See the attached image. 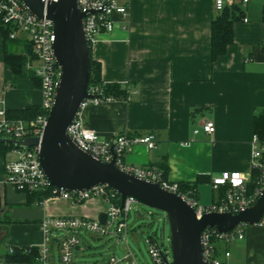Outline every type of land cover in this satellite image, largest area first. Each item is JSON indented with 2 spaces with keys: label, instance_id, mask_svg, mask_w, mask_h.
<instances>
[{
  "label": "crops",
  "instance_id": "crops-1",
  "mask_svg": "<svg viewBox=\"0 0 264 264\" xmlns=\"http://www.w3.org/2000/svg\"><path fill=\"white\" fill-rule=\"evenodd\" d=\"M118 2L128 4L129 16L115 15L113 31L98 35L92 56L103 83L123 85L127 96L88 106L86 127L103 140L122 131L153 133L156 147L134 146L123 166L154 168L172 182H195L200 206L220 201L224 190L211 188L212 175L252 170L253 117L264 109V0H236L242 13L234 22L233 42L214 61L211 26L220 12L213 0ZM14 50L26 54L22 45ZM4 51L0 30V102L13 116L14 110L39 105L42 94L4 62ZM208 120L215 124L212 133L203 130ZM13 158L12 149L0 153V242L40 244L45 216L102 220L107 204L100 197L79 204L60 197L28 203L26 193L5 183V163ZM225 247L233 264H264V225H246L243 237ZM83 250L80 246L76 256Z\"/></svg>",
  "mask_w": 264,
  "mask_h": 264
},
{
  "label": "built area",
  "instance_id": "built-area-1",
  "mask_svg": "<svg viewBox=\"0 0 264 264\" xmlns=\"http://www.w3.org/2000/svg\"><path fill=\"white\" fill-rule=\"evenodd\" d=\"M45 5L51 1L41 0ZM248 0H242L246 3ZM216 11L221 12L226 6L233 5L236 0H213ZM79 9L85 12L83 18V30L89 47H93L97 37L102 32L113 31L116 21L115 15L125 20L129 16L128 4H120L118 0H78ZM246 20V19H245ZM0 23L9 28L10 39L24 37L31 45L32 57L27 67L39 80V89L42 94L40 112L33 118H17L9 115L5 105L0 102V137L17 141L29 137L42 138L46 128L50 110L55 101L56 88L60 77V65L53 53V43L56 35L52 20L44 14L38 17L32 13L21 0H0ZM90 97L85 98L67 128L71 139L82 150L91 153L95 158L104 162H110L114 155L116 164L122 169L128 170L135 175L157 182L168 191L181 195L195 208L197 216L201 217L206 212H232L254 205L264 187V182L253 191L249 189L250 173L242 171H223L219 175L210 178L211 188L218 190L225 188L220 201L212 202L209 206H200L195 198L187 192L179 191V183L167 180L163 174L154 168H128L122 164L124 155L130 152L136 145H145L152 149L156 147V138L153 133L131 134L127 131L118 133L111 140H103L99 134L86 127L83 119L84 110L90 105H99L112 100L110 96H103L102 85L88 87ZM203 130L212 133L215 130L213 121H206ZM199 132L198 129L194 131ZM14 158L5 163V183L15 190L23 193H38L43 198L36 201L37 204L46 202L49 198L60 197L73 204L83 203L91 198L100 197L106 204L105 218L103 220L89 217H56L45 216L40 222L43 240L38 245H30L37 248V256L34 263L12 262L0 260V264H54L55 247L59 249L61 264H123V259L131 258V264H138L132 257V252L123 259L111 256L101 262L88 263L76 259V250L80 248L82 232L99 236L118 237L125 240L128 233L127 217L133 203L137 200L126 197L121 204L118 192L105 184H99L85 190H66L51 184L40 163V146L24 147L12 144ZM252 166L262 168L261 158L264 154V142L256 134L251 141ZM119 195L120 202L113 199ZM257 224L264 225V216ZM247 224L241 223L228 233H221L214 227H206L201 234L202 259L207 264H233L229 261L230 251L225 247L221 257V245H227L235 238H241ZM149 254L155 264H167L165 257L170 259L168 251L162 247L155 237H147ZM13 246L8 250L12 253ZM221 257V258H220Z\"/></svg>",
  "mask_w": 264,
  "mask_h": 264
},
{
  "label": "water",
  "instance_id": "water-1",
  "mask_svg": "<svg viewBox=\"0 0 264 264\" xmlns=\"http://www.w3.org/2000/svg\"><path fill=\"white\" fill-rule=\"evenodd\" d=\"M38 17L52 20L56 35L53 53L60 65V77L54 104L42 138L29 137L21 141L2 138L3 143L24 147L40 146V163L51 184L66 190H85L105 184L126 197L165 213L170 226L169 244L172 258L167 264H207L201 251V234L206 227L228 233L237 225L257 224L264 216V187L257 202L237 213L206 212L201 217L186 199L168 191L159 183L141 178L116 164L95 158L82 150L67 133L82 101L90 97V47L83 30L82 12L78 0H57L46 5L41 0H21Z\"/></svg>",
  "mask_w": 264,
  "mask_h": 264
},
{
  "label": "trees",
  "instance_id": "trees-1",
  "mask_svg": "<svg viewBox=\"0 0 264 264\" xmlns=\"http://www.w3.org/2000/svg\"><path fill=\"white\" fill-rule=\"evenodd\" d=\"M228 13V6H226L213 20H212V36H211V57L212 60H216L219 56L223 55L228 45L233 42V26L234 22L240 19L241 10L240 6L235 2ZM0 30L4 39V62L12 69V71L20 76L29 77L35 86L39 87V80L37 77L27 69L28 58L32 57V49L30 44H27L21 39H10L9 28L0 23ZM22 45L26 51V54L14 50L15 46ZM102 85L103 96H110L113 99H123L127 96V91L121 84L103 83L101 79L100 64L96 62L92 56V47H90V79L89 87L93 85ZM40 112V105H30L22 109L14 110L13 116L17 118H33ZM253 134H256L258 138L264 142V109L256 113L253 117ZM14 147L12 144L3 143L0 141V153H7ZM263 164L262 168H253L251 170V177L249 181V189L253 191L256 187H259L264 182V154L261 158ZM164 176V175H163ZM179 191L187 192L191 196L196 194V183L178 182ZM222 191L225 188H220ZM28 197V203L39 201L43 198V195L38 193H26ZM224 195V194H223ZM113 202L119 203V195H117ZM105 214L102 216V220L105 218ZM154 237V236H148ZM13 252L9 250L0 253V260L12 261V262H25L34 263L37 256V248L32 247L28 250L29 246H13Z\"/></svg>",
  "mask_w": 264,
  "mask_h": 264
},
{
  "label": "rangeland",
  "instance_id": "rangeland-1",
  "mask_svg": "<svg viewBox=\"0 0 264 264\" xmlns=\"http://www.w3.org/2000/svg\"><path fill=\"white\" fill-rule=\"evenodd\" d=\"M42 98L40 100V103ZM95 198V197H94ZM129 231L126 239L118 237L99 236L82 232L80 235L83 251H78L75 256L80 261L88 263L101 262L111 256L123 259L125 255L132 252V257L138 264H155L149 254V246L146 242L150 235L158 239L163 248L168 251V256L172 258L171 246L169 244L170 226L165 218V213L149 207L139 201L133 203L127 217ZM7 239L0 242V253H3L9 246ZM55 259L54 264H61L59 260V249L54 242ZM221 257L225 250V245H221ZM220 257V258H221ZM131 258L123 259V264H131Z\"/></svg>",
  "mask_w": 264,
  "mask_h": 264
}]
</instances>
